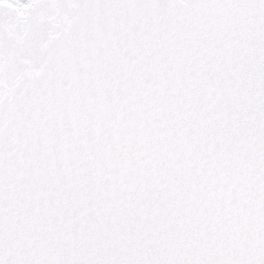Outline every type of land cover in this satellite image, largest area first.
<instances>
[{
	"label": "snow or ice",
	"instance_id": "6c2138e0",
	"mask_svg": "<svg viewBox=\"0 0 264 264\" xmlns=\"http://www.w3.org/2000/svg\"><path fill=\"white\" fill-rule=\"evenodd\" d=\"M0 264H264V0H0Z\"/></svg>",
	"mask_w": 264,
	"mask_h": 264
}]
</instances>
